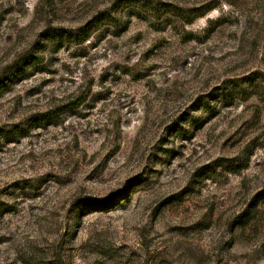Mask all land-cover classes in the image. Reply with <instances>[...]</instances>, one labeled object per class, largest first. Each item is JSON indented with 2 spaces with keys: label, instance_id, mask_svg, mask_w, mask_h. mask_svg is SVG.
Segmentation results:
<instances>
[{
  "label": "rangeland",
  "instance_id": "rangeland-1",
  "mask_svg": "<svg viewBox=\"0 0 264 264\" xmlns=\"http://www.w3.org/2000/svg\"><path fill=\"white\" fill-rule=\"evenodd\" d=\"M0 264H264V0H0Z\"/></svg>",
  "mask_w": 264,
  "mask_h": 264
},
{
  "label": "trees",
  "instance_id": "trees-1",
  "mask_svg": "<svg viewBox=\"0 0 264 264\" xmlns=\"http://www.w3.org/2000/svg\"><path fill=\"white\" fill-rule=\"evenodd\" d=\"M211 9H212V7H208L206 9H204V10L196 11V13H194V15H191L189 17H188V15H185L186 17H184L185 18L184 19V24H190V23H192L194 19L203 16L206 12H208ZM58 36H59L58 37V40H62L63 39L66 42L79 43V42L84 41L87 38L88 35L85 33L84 35L83 34L80 35V37H78L77 35L73 37V36H71V35L68 34V35H65V37H63V38L60 37V35H58ZM237 171H239V170L238 169L237 170L234 169V172H237Z\"/></svg>",
  "mask_w": 264,
  "mask_h": 264
}]
</instances>
